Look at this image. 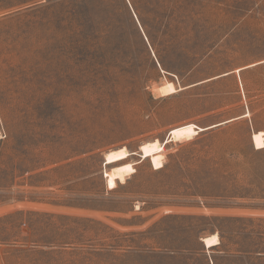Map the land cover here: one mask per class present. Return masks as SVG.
<instances>
[{"label":"rangeland","instance_id":"obj_1","mask_svg":"<svg viewBox=\"0 0 264 264\" xmlns=\"http://www.w3.org/2000/svg\"><path fill=\"white\" fill-rule=\"evenodd\" d=\"M17 1L0 0V264H264V148L252 144L264 132V0H180L195 29L176 53L167 3L107 0L132 34L131 66L107 62L118 56L95 25L82 31L78 2ZM175 54L180 69L163 70ZM168 83L176 92L162 94ZM185 125L204 130L165 143ZM153 142L158 170L140 159ZM121 148L129 157L105 165ZM123 164L134 173L108 186Z\"/></svg>","mask_w":264,"mask_h":264},{"label":"trees","instance_id":"obj_2","mask_svg":"<svg viewBox=\"0 0 264 264\" xmlns=\"http://www.w3.org/2000/svg\"><path fill=\"white\" fill-rule=\"evenodd\" d=\"M29 0H18L15 2V5H23L27 3ZM75 2H78L76 5L75 13L78 16H83L84 20L81 23L80 28L83 32H85L88 28L90 31L93 29V25H95L96 30H93L94 33L97 31L100 32V34L103 35L102 39L104 40L105 45V53H109L111 51L115 52L118 57H113L112 60H107L108 63H115L116 65L124 64L131 66L133 65V59L130 58L127 53H129L132 50L133 47V41H132V34L129 33L128 29L124 25V23L121 21V15L117 13L116 9L111 7L107 0H74ZM165 2L168 4L169 7V14L165 17V24L163 27L162 36L165 37V40L167 39L166 43L168 44L169 49H173V52L176 53L181 52L182 49V38L184 36L183 32L185 29H188L189 27L193 26L194 28V20L192 17H189L186 21L181 19V17L178 16L180 12L182 11L181 6H179L180 0H161V2ZM162 2V3H163ZM85 7H90L93 10V15H88L89 12L86 11ZM134 12V16L136 18V21H138L142 31L145 34L146 39L148 40L149 37L144 31V25L142 24L141 20L138 18L136 14V10L133 9V7L130 5ZM130 20V19H129ZM130 22V21H129ZM99 28V29H98ZM193 28H190L189 31H194ZM136 34V33H135ZM101 39V37H99ZM196 39V34L194 37ZM165 44V41H164ZM209 45V44H208ZM206 46L205 50L210 49V46ZM180 54V53H179ZM105 56V55H104ZM97 58V61H99V65H106V58L103 56H100L98 53L94 56ZM181 61V57L178 54H175L174 64H170L168 68H165L160 62L158 63L160 67H162L165 71H174L177 68V66ZM189 70V69H188ZM187 70V71H188ZM136 78V76H134ZM260 153H253V158L257 160ZM229 157H234L233 155H229ZM217 171H211L210 176H214V178L218 177ZM204 188L198 189L196 194H199L201 196H205V194L202 191ZM237 191H233L232 195H237ZM225 193V190L222 191L221 188L215 187L209 192V196H215V197H221L222 194Z\"/></svg>","mask_w":264,"mask_h":264},{"label":"bare ground","instance_id":"obj_3","mask_svg":"<svg viewBox=\"0 0 264 264\" xmlns=\"http://www.w3.org/2000/svg\"><path fill=\"white\" fill-rule=\"evenodd\" d=\"M176 90L171 83L165 84L163 89L161 88V93L165 95L173 94ZM164 96V95H163ZM247 115H244V117ZM214 127V126H212ZM211 128V127H210ZM204 129L197 128L194 125H185L182 127L175 128L169 132L168 138L165 143L169 141H185L191 139L193 136L198 134ZM252 144L257 150L264 148V132H257L252 134ZM162 145L157 142L146 143L140 146V159H149L150 164L154 170L161 169L163 167L162 162ZM129 157V153L125 148H121L117 151L109 152L105 155L104 163L105 165H111L121 162ZM134 173V169L131 164L119 165L112 169L110 173H105V178L107 179V185L113 186L115 181L124 182L125 177ZM202 243L205 248L209 249L211 247H216L219 245V241L215 235L203 238Z\"/></svg>","mask_w":264,"mask_h":264},{"label":"crops","instance_id":"obj_4","mask_svg":"<svg viewBox=\"0 0 264 264\" xmlns=\"http://www.w3.org/2000/svg\"><path fill=\"white\" fill-rule=\"evenodd\" d=\"M211 248H213V247H211ZM210 249V248H209Z\"/></svg>","mask_w":264,"mask_h":264}]
</instances>
